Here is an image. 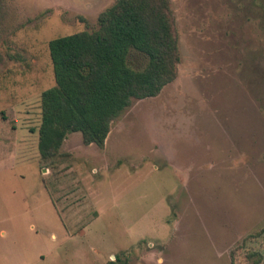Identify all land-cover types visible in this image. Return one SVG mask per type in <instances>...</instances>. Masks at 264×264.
<instances>
[{
	"label": "rangeland",
	"instance_id": "1",
	"mask_svg": "<svg viewBox=\"0 0 264 264\" xmlns=\"http://www.w3.org/2000/svg\"><path fill=\"white\" fill-rule=\"evenodd\" d=\"M115 1L0 0V264H264V0H173L178 77L42 159L49 41Z\"/></svg>",
	"mask_w": 264,
	"mask_h": 264
},
{
	"label": "trees",
	"instance_id": "2",
	"mask_svg": "<svg viewBox=\"0 0 264 264\" xmlns=\"http://www.w3.org/2000/svg\"><path fill=\"white\" fill-rule=\"evenodd\" d=\"M132 50L146 55L143 68L129 64ZM49 51L55 85L41 95L45 161L60 154L73 132H81L86 145L104 147L113 121L134 100L158 96L178 77L182 53L173 0H116L99 14L96 29L53 38ZM255 255L247 258L261 264Z\"/></svg>",
	"mask_w": 264,
	"mask_h": 264
}]
</instances>
